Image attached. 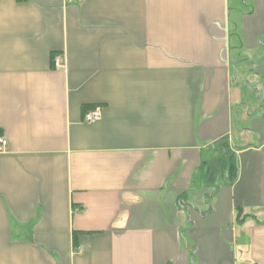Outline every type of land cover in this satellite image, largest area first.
I'll return each mask as SVG.
<instances>
[{
	"label": "crops",
	"instance_id": "crops-1",
	"mask_svg": "<svg viewBox=\"0 0 264 264\" xmlns=\"http://www.w3.org/2000/svg\"><path fill=\"white\" fill-rule=\"evenodd\" d=\"M0 134V264H264V0H0Z\"/></svg>",
	"mask_w": 264,
	"mask_h": 264
},
{
	"label": "built area",
	"instance_id": "built-area-1",
	"mask_svg": "<svg viewBox=\"0 0 264 264\" xmlns=\"http://www.w3.org/2000/svg\"><path fill=\"white\" fill-rule=\"evenodd\" d=\"M53 64L58 66L60 63L57 59H54ZM100 116V110L98 108H91L85 111L83 114V120L87 123H93L98 120ZM7 147V140L6 138L0 134V153L4 152Z\"/></svg>",
	"mask_w": 264,
	"mask_h": 264
},
{
	"label": "rangeland",
	"instance_id": "rangeland-1",
	"mask_svg": "<svg viewBox=\"0 0 264 264\" xmlns=\"http://www.w3.org/2000/svg\"><path fill=\"white\" fill-rule=\"evenodd\" d=\"M219 153H220V152H219ZM220 155H221L220 158H222L221 161H224L225 159H223L224 157H223L222 153H220ZM228 162H229V161H228ZM231 166L234 167V169H235V166H236V165H235V161H234L233 158H231ZM234 169H232V170L234 171ZM232 170H231V173H232Z\"/></svg>",
	"mask_w": 264,
	"mask_h": 264
},
{
	"label": "trees",
	"instance_id": "trees-1",
	"mask_svg": "<svg viewBox=\"0 0 264 264\" xmlns=\"http://www.w3.org/2000/svg\"><path fill=\"white\" fill-rule=\"evenodd\" d=\"M236 165V164H235ZM232 169H234V167H230V169H229V171H231ZM234 171H236V166H235V169H234Z\"/></svg>",
	"mask_w": 264,
	"mask_h": 264
}]
</instances>
